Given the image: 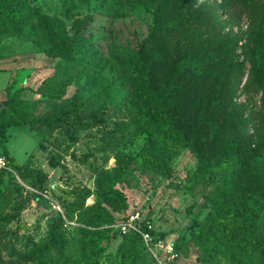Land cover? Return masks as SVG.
Returning <instances> with one entry per match:
<instances>
[{
    "label": "rangeland",
    "instance_id": "1",
    "mask_svg": "<svg viewBox=\"0 0 264 264\" xmlns=\"http://www.w3.org/2000/svg\"><path fill=\"white\" fill-rule=\"evenodd\" d=\"M204 1L214 6L220 2ZM156 7L157 0H22L16 8L23 22L0 23V59L6 60L5 71L0 70V99L12 81L10 86L16 84L23 99L37 100L34 117L44 118L69 108L73 94L80 97V106L58 129L35 124L7 131L0 158L5 152L25 171H39L42 179L24 178L9 166L6 170L0 185V264H94V258L98 264H160L154 250L141 241L127 243L106 219L109 215L113 222L120 221L135 211L175 243L177 257L163 264H206L197 261L204 259L191 235L197 228L223 241L233 240V233L236 243L242 236L252 237L244 224L219 225L212 217L215 198L245 209L250 188H264L260 95L243 91L249 65L244 63L234 99L251 119L242 136L247 147H254L247 166L233 160L214 165L213 155L202 163L199 156L212 153L207 147H213L207 129L201 136L202 152L185 146L181 138L174 143L156 138L136 111L148 100L153 116L164 119L163 107L134 88L140 77L135 51L150 37ZM28 9L57 19L58 35L83 39L81 58L72 65L61 64L41 52L54 42L36 34L37 19ZM217 12L224 21L223 13ZM245 29L244 23L239 30L230 29L236 38L242 37L237 53L244 50ZM150 50L157 67L164 65L169 71L173 54L160 47L159 39ZM220 114L208 110L206 121L213 124L207 126L222 127ZM49 160L58 166L50 167ZM201 164L205 175L197 173ZM52 200L60 211L53 209ZM234 241L225 248L227 257L241 247ZM100 247L106 251L96 254ZM247 256L254 257L251 264L262 262L255 252Z\"/></svg>",
    "mask_w": 264,
    "mask_h": 264
},
{
    "label": "trees",
    "instance_id": "2",
    "mask_svg": "<svg viewBox=\"0 0 264 264\" xmlns=\"http://www.w3.org/2000/svg\"><path fill=\"white\" fill-rule=\"evenodd\" d=\"M21 1L0 0V23L14 25L13 22H23L24 17L22 18L20 10L16 8ZM217 10L225 16L224 21L220 20ZM28 11L37 19L36 34L40 33L47 41L50 39L54 42L51 49L41 48V52L47 57L58 59L61 64L72 65L81 58L86 48L83 39L58 35L60 27L57 19L35 13L31 9ZM153 23L150 37L135 51V57L140 62V77L136 78L134 88L137 92L146 93L150 102L162 105L164 119L153 116L146 107L148 100L141 101V107L136 114L142 120L143 126L166 143H174L177 138H181L185 146L191 144L200 152L201 136L207 129L213 147H207L212 149V153L205 152L199 156L202 163L206 164L213 155L214 165L233 160L238 166H247L254 156V147H247L242 136L251 119L243 115L241 106L234 99L237 97L246 62L249 65V74L243 91L247 96L251 93L260 95L264 114V0H220L217 6L208 5L204 0H157ZM243 23L246 29L241 48L244 50L237 53L238 39L242 37L236 38L237 34H233L230 29L239 30ZM225 28L228 30L225 31ZM157 39L160 40V47L175 57L174 64L168 65L169 71L164 65L157 67L152 59L154 52L150 47ZM105 89H108L107 86ZM79 106L80 97L75 93L66 110L54 111L47 117L37 118L34 117L37 100L23 99L20 89L9 86L6 98L0 101V150L6 149V134L9 129L23 130L32 128L35 124L49 130L58 129L71 119ZM210 109L221 113L219 120L222 127L217 124L214 128L207 126L213 124L212 120L206 121V112ZM91 116L94 119L95 116ZM259 138L264 141V133ZM151 146L155 151L160 150L156 143ZM4 154L1 155L7 168L9 166L20 172L24 178L41 182L39 171H25L14 159L6 158ZM259 154L264 161V149ZM232 155L234 159H230ZM49 166L58 165L49 160ZM6 170H0V185ZM197 173L205 175L207 169L201 164ZM250 189L252 192L249 191L247 208L236 209L217 197L212 206V217L219 220V225H223L225 221L244 224L252 237L242 236V241L236 243L233 233V240L228 238L223 241L222 237H212L197 228L191 235L204 255V259L197 258L198 262L251 264L254 257L250 259L247 255L255 252V258L262 261H255V264H264V188ZM39 199V196H35L36 201ZM111 218L109 215L106 217L109 225L115 222ZM153 234L160 238L167 236L157 231ZM122 236L131 245L141 241L139 235L134 233ZM233 241L241 247H236L233 254L227 257L225 248ZM105 251L106 247H100L96 254ZM93 263L98 264V259L94 258Z\"/></svg>",
    "mask_w": 264,
    "mask_h": 264
},
{
    "label": "built area",
    "instance_id": "3",
    "mask_svg": "<svg viewBox=\"0 0 264 264\" xmlns=\"http://www.w3.org/2000/svg\"><path fill=\"white\" fill-rule=\"evenodd\" d=\"M7 169V165L4 159L0 158V170ZM53 209L60 211L58 204L52 200ZM111 228L116 229L120 235H126L134 233L139 235L141 242L151 250H154L153 255L158 259L160 264L173 262L177 257L175 243L168 239L167 236L160 238L153 233L156 229L153 223L141 215L140 212H131L124 219L116 221L110 225Z\"/></svg>",
    "mask_w": 264,
    "mask_h": 264
},
{
    "label": "crops",
    "instance_id": "4",
    "mask_svg": "<svg viewBox=\"0 0 264 264\" xmlns=\"http://www.w3.org/2000/svg\"><path fill=\"white\" fill-rule=\"evenodd\" d=\"M5 59L3 58V59H0V70H2V71H5L4 70V68H5ZM12 83V81L10 82V84ZM10 84L8 85V84H6V86H5V88H4V96L0 99V101H2V100H4L5 98H6V91H7V88L10 86ZM13 86H15L14 87V89H16V84H14Z\"/></svg>",
    "mask_w": 264,
    "mask_h": 264
}]
</instances>
